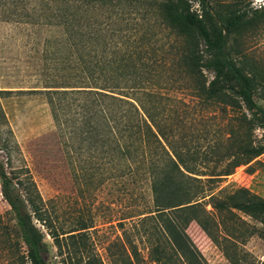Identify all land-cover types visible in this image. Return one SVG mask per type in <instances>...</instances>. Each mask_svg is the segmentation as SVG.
Returning <instances> with one entry per match:
<instances>
[{
    "label": "trees",
    "instance_id": "1",
    "mask_svg": "<svg viewBox=\"0 0 264 264\" xmlns=\"http://www.w3.org/2000/svg\"><path fill=\"white\" fill-rule=\"evenodd\" d=\"M238 2L195 0V10L189 0H0V22L50 33L59 66L43 93L74 182L130 192L131 210L116 226L125 233L124 221L131 230L141 225L136 234L154 264H174L175 256L199 264L186 232L192 221L215 244L220 237L232 247L246 223L239 214L264 224L263 198L217 187L264 153V139L254 136L264 134L256 101L264 102V64L244 47L264 25V5ZM11 93L0 90V101ZM190 111L201 122L196 131L187 130ZM6 123L0 103L2 152L11 148ZM143 186L151 205L140 208ZM0 191L16 228L0 216V264H9L6 252L17 255L10 264H49L46 236L63 264H101L88 248L93 226H55L30 175L8 172L1 160ZM123 248L113 264L142 262L136 239L125 236Z\"/></svg>",
    "mask_w": 264,
    "mask_h": 264
},
{
    "label": "rangeland",
    "instance_id": "2",
    "mask_svg": "<svg viewBox=\"0 0 264 264\" xmlns=\"http://www.w3.org/2000/svg\"><path fill=\"white\" fill-rule=\"evenodd\" d=\"M189 1L193 9L197 10L195 0ZM215 1L225 7L237 1L240 4L250 2V7L254 9L264 5V0ZM49 35L46 30L0 22V90L13 91L0 101L7 120L3 131L7 132L11 146L9 151H0V160L8 172L20 170L23 174L30 175L47 211L55 219V226L69 229L75 221L93 226L89 230L88 248L101 264L115 262V256L124 251L125 236L136 239L142 257L140 264H154L148 259L144 237L141 241L136 234L137 229L142 231V226L137 225V229L131 230V224L126 220L125 233L116 226L117 221L125 218L131 210L130 192L112 182L92 187L77 185L73 180L67 149L54 126L43 93L44 86L54 84V68L59 66L51 55L52 47L46 43ZM244 47L251 58L264 64V25L246 40ZM203 72L210 80L212 74L205 70ZM61 73L59 71L58 82L62 80ZM256 101L264 107L260 98H256ZM187 116L190 124L192 123V127L188 126L187 130L196 131L201 126L198 113L190 111ZM254 136L256 141L264 139L261 130H256ZM200 143L205 141L201 140ZM199 168L204 169L203 166ZM217 187L246 188L264 199V153L249 164L237 167L232 174L222 178ZM139 193L145 200H137L138 206H150L151 197L147 186L140 188ZM206 210H211V207L206 206ZM239 215L246 223L238 231L239 242L236 247L221 242L220 237L221 245L215 244L196 222L189 223L186 232L199 264H231L225 256V250L236 258L237 264H264V224ZM0 216L16 231L15 222L1 191ZM213 219L216 221V218ZM209 223V227L216 229L210 219ZM36 225L43 230L38 223ZM151 225L152 222H147L144 227L149 229ZM0 240L3 238L0 237ZM46 242L49 245L47 262L63 264L48 236ZM1 256L4 260L8 259L9 264L17 259V255L11 252ZM173 261L174 264H183V260L176 256Z\"/></svg>",
    "mask_w": 264,
    "mask_h": 264
}]
</instances>
